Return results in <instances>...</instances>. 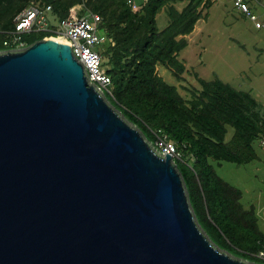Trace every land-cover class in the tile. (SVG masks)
I'll use <instances>...</instances> for the list:
<instances>
[{
    "label": "water",
    "instance_id": "95a60500",
    "mask_svg": "<svg viewBox=\"0 0 264 264\" xmlns=\"http://www.w3.org/2000/svg\"><path fill=\"white\" fill-rule=\"evenodd\" d=\"M0 264H247L197 225L169 156L70 47L0 54Z\"/></svg>",
    "mask_w": 264,
    "mask_h": 264
},
{
    "label": "trees",
    "instance_id": "16d2710c",
    "mask_svg": "<svg viewBox=\"0 0 264 264\" xmlns=\"http://www.w3.org/2000/svg\"><path fill=\"white\" fill-rule=\"evenodd\" d=\"M30 4L50 5L59 19L87 12L101 17L108 38L100 49L101 66L111 80V96L105 99L147 142L160 131L176 144L182 159L175 162V169L194 219L209 241L233 258L264 264L257 257L264 252V233L255 209L244 208L242 192L224 181L212 165L242 166L259 158L255 144L264 142V106L251 91L197 74L199 87L189 89L185 99L157 72L158 67L166 68L177 82L183 81L186 69L178 57L188 46L185 37L214 3L141 0L133 11L115 0H0V52L5 51L2 43L14 29V18ZM161 11L168 23L159 30L156 19ZM46 36L33 33L23 40L29 47Z\"/></svg>",
    "mask_w": 264,
    "mask_h": 264
},
{
    "label": "rangeland",
    "instance_id": "374dc122",
    "mask_svg": "<svg viewBox=\"0 0 264 264\" xmlns=\"http://www.w3.org/2000/svg\"><path fill=\"white\" fill-rule=\"evenodd\" d=\"M135 2L139 5L141 0ZM248 7V16L237 10L231 0H220L205 10L195 32L187 40V48L178 57L186 69L183 81L177 82L169 73L163 74L164 81L176 86L179 93L189 99L187 91L199 87L194 74L204 80L217 77L236 89L251 91L264 106V0H249ZM167 23L168 17L161 11L156 19L157 28L162 30ZM255 150L259 158L249 164L237 166L222 162L212 165L224 181L242 192L244 208L252 206L255 209L259 229L264 233V145L255 144Z\"/></svg>",
    "mask_w": 264,
    "mask_h": 264
},
{
    "label": "built area",
    "instance_id": "2783aa9c",
    "mask_svg": "<svg viewBox=\"0 0 264 264\" xmlns=\"http://www.w3.org/2000/svg\"><path fill=\"white\" fill-rule=\"evenodd\" d=\"M115 1L125 2L133 11L139 9L135 0ZM142 1L145 3L147 0ZM210 1L216 3L220 0ZM231 1L237 10L249 15V7L244 0ZM203 5L204 3L201 8ZM251 19L254 17L251 16ZM13 24L14 29L7 33V38L2 43L5 50L2 53L24 51L27 48L23 40L24 36L33 33L48 34L49 36L44 37L43 40L62 39L65 41L63 44L70 47L73 58L82 65L88 84L94 86L102 96L105 97V94L111 96V80L101 66L100 49L108 38L101 29L100 16L87 12L78 17L71 13L69 17L59 19L50 5L40 8L35 4H30L14 18ZM149 145L157 154L163 157L169 156L174 165L176 161L182 159V153L177 149L176 144L160 131L155 134L154 140L149 142ZM263 145L264 142H261V146ZM190 159L194 160L192 156ZM257 257L264 262V252H259Z\"/></svg>",
    "mask_w": 264,
    "mask_h": 264
},
{
    "label": "crops",
    "instance_id": "0c3cea01",
    "mask_svg": "<svg viewBox=\"0 0 264 264\" xmlns=\"http://www.w3.org/2000/svg\"><path fill=\"white\" fill-rule=\"evenodd\" d=\"M196 28H197V26H195L193 33L195 32ZM193 33H191L189 36H186L185 38L188 40V38H190V37L193 35ZM159 69H160V70H159ZM159 71H160V73H159ZM164 73H165V74H166V73L171 74V72H170L168 69L163 68V67H158V75H159L160 77H162L163 79H164V76H163Z\"/></svg>",
    "mask_w": 264,
    "mask_h": 264
},
{
    "label": "bare ground",
    "instance_id": "6f19581e",
    "mask_svg": "<svg viewBox=\"0 0 264 264\" xmlns=\"http://www.w3.org/2000/svg\"><path fill=\"white\" fill-rule=\"evenodd\" d=\"M56 41H58V42H60V43H65V41L62 40V39H56Z\"/></svg>",
    "mask_w": 264,
    "mask_h": 264
}]
</instances>
